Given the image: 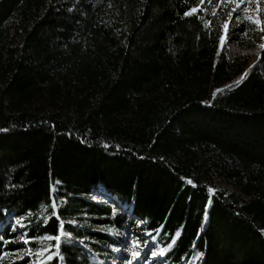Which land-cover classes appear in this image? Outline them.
Here are the masks:
<instances>
[{"label":"trees","instance_id":"trees-1","mask_svg":"<svg viewBox=\"0 0 264 264\" xmlns=\"http://www.w3.org/2000/svg\"><path fill=\"white\" fill-rule=\"evenodd\" d=\"M201 7L0 0V264H107L125 231L164 264H264V73Z\"/></svg>","mask_w":264,"mask_h":264},{"label":"rangeland","instance_id":"rangeland-1","mask_svg":"<svg viewBox=\"0 0 264 264\" xmlns=\"http://www.w3.org/2000/svg\"><path fill=\"white\" fill-rule=\"evenodd\" d=\"M237 3L241 4L240 10L237 13H233V18L228 24V31L225 34L224 24L229 21V13L232 12L234 8H236ZM202 10L206 9L207 13L210 14L212 21L215 23L218 31L220 32V36L224 35L225 41L223 43L227 56L232 58L234 56H242L246 60L250 62L252 65L259 66L262 72L264 73V48H261L260 45L264 44V31H261V25L254 24L257 28V35L254 37H247L242 42H246V46L239 45L238 43L233 42V38L236 36L235 32L232 30V25L237 21V16L239 18L251 17L252 20H260L264 22V0H203ZM215 12V15L213 14ZM248 20V19H247ZM250 21V20H248ZM251 22V21H250ZM243 75L239 78L234 79L233 82L239 81ZM221 187H226L223 183H219ZM93 199L95 200H104L105 198L99 194L93 195ZM120 210V209H118ZM12 228L17 229L18 223L14 220L12 221ZM96 228V227H92ZM145 241L141 238V236L133 235V233L123 232V240L124 246L119 248V251H116L118 257L115 259H107V264H164L162 261V257L153 258L151 253L153 251L159 252L161 249L159 247H155V242L152 238L147 235L142 236ZM27 238L23 233H20L17 241L25 243ZM134 245H137L134 247ZM140 252L141 255L138 259L133 257L134 252ZM27 248H24L20 251H16L13 254V258H27L26 264H39L40 256H38V261L29 256ZM106 264V263H105Z\"/></svg>","mask_w":264,"mask_h":264},{"label":"snow or ice","instance_id":"snow-or-ice-1","mask_svg":"<svg viewBox=\"0 0 264 264\" xmlns=\"http://www.w3.org/2000/svg\"><path fill=\"white\" fill-rule=\"evenodd\" d=\"M201 3H203V0H201ZM240 7H241V4L240 3H237V5H236V8H234L233 10H232V12H230L229 13V21H227V22H225V24H224V31H225V34L227 33V31H228V24H229V22L232 20V18H233V13H237V12H239V10H240ZM198 11V9L197 8H193V9H191L190 11H188V12H185L184 13V15L185 16H189V15H192L193 13H196ZM214 15H215V12L213 13ZM237 19H239V16H237L236 17ZM246 19H248V20H250L252 23H254V24H258V25H261V28H260V30L261 31H264V22H262V21H260V20H252V18L251 17H246ZM208 24H210V22H208ZM225 36L224 35H222L221 37H220V42H221V45H223V43H224V41H225ZM262 39H264V37H262ZM260 47L261 48H264V44H262V45H260ZM241 79H243V77L241 78ZM217 91H220V90H217ZM187 183H189V184H191L193 187H196V185L195 184H193V182L189 179L188 181H187ZM214 190L213 189H211V188H209V192L210 193H212ZM56 204L53 202V204H52V208H53V210H54V214L55 215H58V213L57 212H55V209H56ZM113 215H116V213H115V211L113 212ZM22 219V218H21ZM72 223H75V221H72ZM18 226H20V227H23V225L22 224H20L19 222H18ZM13 230H15V228H13ZM102 231H108L110 234H112V235H116V230L115 229H111V228H109V229H101ZM178 235V234H177ZM65 238V239H67L68 241H69V244H71L73 241L71 240V237H70V234H68V233H64L63 232V224H61V234L60 235H58V236H56V237H47V239H55V240H57V241H60L61 240V238ZM25 242H27V241H25ZM79 243H81V244H83V241H80ZM173 243H174V241H173ZM60 245L58 244L57 245V248L59 247ZM135 246H137V245H134V247ZM172 247V245H169V248H171ZM114 251H119V249H113ZM45 251H47V249H45ZM140 255H141V253L140 252H138V251H136V252H134L133 253V257L135 258V259H138L139 257H140ZM151 255H152V257L153 258H156V257H163V256H165V250H160L159 252H155V251H153L152 253H151ZM51 257H49V259H50ZM129 264H131V262H129Z\"/></svg>","mask_w":264,"mask_h":264},{"label":"water","instance_id":"water-1","mask_svg":"<svg viewBox=\"0 0 264 264\" xmlns=\"http://www.w3.org/2000/svg\"><path fill=\"white\" fill-rule=\"evenodd\" d=\"M216 92V90L214 91V93Z\"/></svg>","mask_w":264,"mask_h":264},{"label":"bare ground","instance_id":"bare-ground-1","mask_svg":"<svg viewBox=\"0 0 264 264\" xmlns=\"http://www.w3.org/2000/svg\"><path fill=\"white\" fill-rule=\"evenodd\" d=\"M237 80V79H236ZM233 83V82H232Z\"/></svg>","mask_w":264,"mask_h":264}]
</instances>
